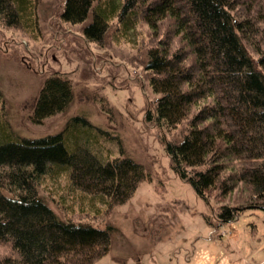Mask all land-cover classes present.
<instances>
[{"label":"trees","instance_id":"trees-1","mask_svg":"<svg viewBox=\"0 0 264 264\" xmlns=\"http://www.w3.org/2000/svg\"><path fill=\"white\" fill-rule=\"evenodd\" d=\"M34 4L0 0V23L31 31ZM62 18L143 66L180 179L220 201L244 188L235 206L219 207L223 224L244 207L264 210V0H65ZM66 74L42 84L35 124L71 104ZM107 143L84 117L55 134L0 132V264H94L109 253L113 228L93 222L128 201L146 173L129 157L110 159Z\"/></svg>","mask_w":264,"mask_h":264},{"label":"rangeland","instance_id":"rangeland-1","mask_svg":"<svg viewBox=\"0 0 264 264\" xmlns=\"http://www.w3.org/2000/svg\"><path fill=\"white\" fill-rule=\"evenodd\" d=\"M64 7L65 0H35L31 31L0 23V132L55 134L84 117L105 132L110 159L126 156L143 166L134 195L93 222L113 228L109 253L94 264H263L264 210L244 207L229 223L218 219L219 207L235 206L244 188L220 201L180 179L167 150L172 133L156 123L143 66L108 39L101 49L88 42L81 26L63 20ZM54 73L69 75L74 98L65 112L35 124L34 100Z\"/></svg>","mask_w":264,"mask_h":264}]
</instances>
